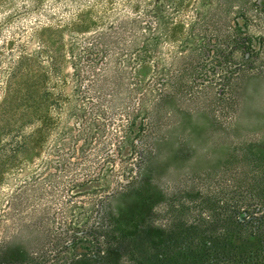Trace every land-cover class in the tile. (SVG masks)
I'll return each instance as SVG.
<instances>
[{
	"label": "trees",
	"instance_id": "trees-1",
	"mask_svg": "<svg viewBox=\"0 0 264 264\" xmlns=\"http://www.w3.org/2000/svg\"><path fill=\"white\" fill-rule=\"evenodd\" d=\"M28 16L0 47V264H264V132L167 184L149 169L171 99L223 111L254 70L256 9L0 0V30Z\"/></svg>",
	"mask_w": 264,
	"mask_h": 264
},
{
	"label": "rangeland",
	"instance_id": "rangeland-1",
	"mask_svg": "<svg viewBox=\"0 0 264 264\" xmlns=\"http://www.w3.org/2000/svg\"><path fill=\"white\" fill-rule=\"evenodd\" d=\"M224 1L231 6L240 22L244 13L256 9L258 19L253 20L249 30L264 40V0ZM252 1H255V8ZM33 22L34 16H28L4 25L0 30V47L12 36L26 39ZM34 46V42L29 44L30 49ZM240 54L236 53L241 57ZM244 60L253 63L255 68L239 79L233 101L223 111H212L208 104L210 96L204 98L205 107L199 111L191 110L192 105H188L183 96L169 101L162 139L157 143L155 155L149 164V169L159 182L167 184V180L215 167L224 158L227 146L236 139L263 137L264 45L253 59L243 56ZM5 63L6 57H2L0 69ZM220 87L217 85V90Z\"/></svg>",
	"mask_w": 264,
	"mask_h": 264
}]
</instances>
